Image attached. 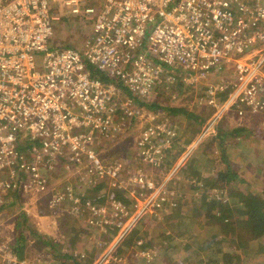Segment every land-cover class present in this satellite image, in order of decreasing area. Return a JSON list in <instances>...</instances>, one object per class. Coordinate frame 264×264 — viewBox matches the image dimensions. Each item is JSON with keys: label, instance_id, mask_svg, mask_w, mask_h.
I'll list each match as a JSON object with an SVG mask.
<instances>
[{"label": "built area", "instance_id": "obj_1", "mask_svg": "<svg viewBox=\"0 0 264 264\" xmlns=\"http://www.w3.org/2000/svg\"><path fill=\"white\" fill-rule=\"evenodd\" d=\"M65 17L87 29L80 49L49 47L55 23ZM261 43L264 0H0V175L13 178L26 172L24 192L41 194L48 192L42 170H52L53 160L65 169L86 161L89 184L97 183L98 176L119 178L121 172L104 166L90 148L94 134L109 131L119 107L131 115L133 99H147L179 82L208 83L230 64L235 81L224 105L216 97L226 86L206 85L205 103L218 111L205 131L230 106L240 115L262 118ZM39 53L43 58L36 66ZM120 91L130 98L121 102ZM164 128L149 126L141 132L142 164H156L161 152L156 138ZM19 133L39 144L29 148L34 156L29 165L17 150ZM167 134L169 140L175 136ZM0 183V191L16 188L11 180ZM103 197L96 194L94 202ZM112 200L122 208L117 210L125 208ZM94 202L86 206L90 209ZM0 264L35 262L20 261L0 240Z\"/></svg>", "mask_w": 264, "mask_h": 264}, {"label": "rangeland", "instance_id": "obj_2", "mask_svg": "<svg viewBox=\"0 0 264 264\" xmlns=\"http://www.w3.org/2000/svg\"><path fill=\"white\" fill-rule=\"evenodd\" d=\"M103 1L100 0L101 3ZM63 18L54 25L49 47L80 49L87 29L82 25L79 27L67 17ZM263 46L264 43L259 44V48ZM250 51H245L242 56ZM42 58V53L35 54L36 66L41 64ZM229 66L227 70L214 72L208 83L189 85L179 82L165 90H155L147 99H133L128 105L131 115L124 114L119 107L109 131L94 134L90 147L104 166H115V171L121 172L119 178L108 180L98 176L95 179L97 183L89 184L91 178L86 161L84 166L65 169L61 163L53 160L52 170H42V176L47 178L48 192L41 194L24 192L22 184L27 182L26 172L13 178L8 173L0 175V182L11 180L16 184V188L8 191H16L19 196L18 202L7 209L5 205L10 204V200L0 196V240L7 242L10 251L15 254L12 250L17 233L15 219L23 212L31 228L49 238L51 246L58 248L65 246V242L71 244L74 241L76 249L70 250V244L64 249L70 250L78 260L81 259L79 254L83 257L94 254L93 264H218L215 254L208 250L213 244V236L220 240L222 252L230 255V264H264V256L257 252L258 240L248 230L241 232L236 224H230L229 217L227 222L213 227L216 235H203L206 232L205 217L223 215L219 209L207 210L208 204H205L211 193H216V177L227 165L230 168L237 167L240 161L246 171L252 173L251 164L260 169L261 172H253L258 177L248 179L264 196V116L240 115L236 107L230 106L209 131H205L213 114L218 111L205 103L206 85L226 86L225 91L216 97L217 104L224 105L233 92L232 84L235 81L234 65ZM118 95L121 102L126 96L130 98L128 92L120 91ZM152 105H156L155 108ZM160 108L181 109L192 117L186 119L184 114L171 116ZM157 125L165 127L164 133L156 138L161 152L156 155V164H142L138 157L141 132ZM235 129L251 131L245 137L252 150L238 158H235L233 150L237 141L244 139L236 141L231 137ZM167 131L175 133L170 140ZM248 135H251L250 138ZM17 137L18 153L24 156L29 165L34 160L29 148L34 144L39 147V144L30 141L27 133H19ZM199 156L203 162H200L202 159ZM207 157L211 158L209 160L213 162V167ZM43 164L45 161L42 159ZM129 172L133 174L125 176ZM227 183L220 191L223 197L234 195L239 187H247L238 179L228 180ZM99 186L100 189L93 192ZM116 190L128 202H122L125 205L122 211L115 208L122 209L117 204L113 205L112 199L116 200L113 193ZM8 191L2 190L0 194ZM96 194L104 197L94 202ZM88 201L94 202L90 209L86 206ZM95 212L98 214L94 215ZM226 213L232 220L233 212ZM175 214L183 216V221L187 223L186 229L197 238L194 242L185 238V235L179 238L178 231L183 227L177 228L173 238L178 247L163 251L165 244L170 243L163 235L173 232L171 226L174 223L170 217ZM86 224L89 225L88 230L80 232ZM234 232L237 233L231 235ZM75 233L78 234L77 238H74ZM184 242L192 244L189 252L181 246ZM25 245L28 247L26 258H20V261L49 264L48 261L55 255V249L51 246L43 248L32 236H28Z\"/></svg>", "mask_w": 264, "mask_h": 264}, {"label": "trees", "instance_id": "obj_3", "mask_svg": "<svg viewBox=\"0 0 264 264\" xmlns=\"http://www.w3.org/2000/svg\"><path fill=\"white\" fill-rule=\"evenodd\" d=\"M155 106L156 105H152L153 108H155ZM160 109L168 111V114H170L171 116H177L179 114H184L186 116V119H190L192 117L191 114L186 115L185 111L181 109H176V108H160ZM231 133H232L231 137H233V139L235 138L236 141L239 138L244 139L243 141L238 140L237 143L235 144V148L233 150L235 158L241 157L247 154L249 150H252V148L249 147V142L247 138L245 137V135L250 134L251 131L243 130V129H235ZM250 136L251 135H248L249 138ZM241 143L243 144L240 145ZM201 159L202 160L200 162H203L204 160L202 157ZM209 159L211 158L207 157V160L211 163L213 167V162ZM239 163H240V166L236 165L237 167H233L235 169L230 168V166L227 165V168L224 169V171H221L218 173L216 177V181H215L216 182L215 189L217 191L215 194L211 193L212 196H210V198L207 199V202L205 205L208 204L207 210L212 211L213 209L214 210L219 209L220 211H222L223 215L219 217H216L215 215L206 216L205 221H204V223H206L204 227L206 232L203 235L207 234V235H210V237L213 235H216L217 232L213 229V227L216 224H222V223L227 222L228 217H229L230 218L229 223L231 224V222H233L234 224H236L239 228L238 230H241V232L243 231L246 232L248 230L254 235L253 238L258 240L257 241L258 245L256 246L257 252H259L260 254L264 256V196L260 194L258 189L248 179V178L258 177L257 174L253 172L254 171L261 172V170L254 167V165L251 164V166L253 167V171H252L253 174H252L250 171H246L247 169L244 168L245 165H243L240 161ZM198 165L199 164L197 163V166ZM248 172H250L249 175H248ZM236 179L247 184V187L245 188L239 187L236 189L234 195L227 194L223 197L224 194H221L220 191H222L224 187L228 184L227 183L228 180H236ZM98 189H100V186L97 187V189L94 190L93 192H96ZM117 191L118 190H116L113 193L115 199L121 203L123 202L124 204H128V202L120 194V191L118 192ZM1 195L4 196L6 200L7 199L10 200V204L5 205L6 209L9 208L13 203L18 202L19 200L18 198L19 196H18V193H16V191L14 192L8 191L5 194H0V196ZM224 210L226 212H233L232 220H231V217ZM170 218L173 219V223H174L173 226H171V229H173V232L163 235L165 239L170 241V243L165 244V248H163V251L164 250L168 251L171 248L178 247L177 242H175L173 238V233L176 232L175 230L177 228L183 227L182 229L178 231L179 238H182L185 235V238H188L191 241L193 240V242L196 240L197 236L191 235L189 231L186 229L187 223L183 221L184 218L182 215L175 214V216H172ZM84 226L81 227L80 229V232L82 233L85 232V229L87 231L89 227L88 224ZM15 228H16L17 233L15 236L16 238L14 240L12 250L15 254L17 253L19 255V256L17 255L19 259L24 258V257L26 258V251L28 250V247H26L25 242L27 241L28 236H32L36 242H39L42 246H44L43 248L50 247L52 245L49 238L41 235L40 233L36 232L34 229L31 228L30 224L27 221V217L23 212H20L19 215L16 216ZM186 230L188 232H185ZM235 233L237 232L231 233V235ZM77 237H78V234L75 233L74 238H77ZM211 240H213V244L211 245L210 248H208V250L211 251V253L213 252L212 254H215V261L218 264H230L231 257H229L230 255L222 252V249L220 248V244H221L220 240L216 236H213ZM68 244L70 243L65 242V246H67ZM65 246H58V248H56L55 245L51 246V248L55 249L54 250L55 255L52 256L51 261L50 260L48 261L49 264H68L69 262L71 264H93L92 260H94L93 259L95 257L94 254L90 256L87 255L88 257L87 256L83 257L82 254L81 255L79 254L78 256L81 259L78 260L72 255V252H69L70 250L76 249L74 241L70 244L69 251L64 249ZM181 246L187 249V252H189L192 249V244L189 245L186 242L181 244ZM199 247L198 249H200ZM233 247L236 248L237 246L234 245ZM51 251L53 252V250ZM196 258H193V259L195 260ZM186 264H188V262Z\"/></svg>", "mask_w": 264, "mask_h": 264}, {"label": "crops", "instance_id": "obj_4", "mask_svg": "<svg viewBox=\"0 0 264 264\" xmlns=\"http://www.w3.org/2000/svg\"><path fill=\"white\" fill-rule=\"evenodd\" d=\"M75 23H76V25H79V27H81V24H82V22H76L77 20H74V19H72Z\"/></svg>", "mask_w": 264, "mask_h": 264}]
</instances>
